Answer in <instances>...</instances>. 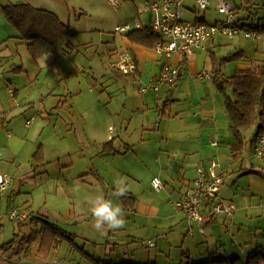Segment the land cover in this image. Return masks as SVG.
Returning <instances> with one entry per match:
<instances>
[{
	"label": "rangeland",
	"instance_id": "374dc122",
	"mask_svg": "<svg viewBox=\"0 0 264 264\" xmlns=\"http://www.w3.org/2000/svg\"><path fill=\"white\" fill-rule=\"evenodd\" d=\"M228 1L237 7L235 18L238 22L250 28L264 25V0ZM187 2L190 6L195 4V0ZM10 4H30L56 14L71 28L72 34L75 35L72 42L77 46L75 52L71 54L46 56L41 58L40 62L31 57L24 43L11 38L15 37V34L7 37L0 48L2 84L9 86L12 83L13 86H17L19 74H13V63L28 73L22 74V79L29 85L36 83L34 76L42 71L44 76L39 78L41 81L47 80L54 69L65 71L64 75L62 71L61 82L66 88L67 103L57 113L51 115L52 111L49 112L51 123L43 136L45 145L42 147V153L48 163L43 166L46 173L39 179L42 185L38 181L35 184L29 181L30 186L27 189L33 193L35 200V215L30 216L56 224L66 234L57 239L52 249L41 244L35 245L38 243L36 241L33 244V252L28 253L30 261L36 264H94L98 261L110 264H187L188 256L194 261L199 253L205 255L208 250L211 251L206 260L221 259L225 257L226 250L231 257L236 251L238 255L234 256L244 260L256 250V246L264 248V194L253 185L251 176L242 175L240 168L230 170L228 175L224 174L226 188L224 195H221L223 199L234 202L238 219L233 220L235 214L225 223L220 220L219 225L215 227V235L211 230H207V238L203 237L196 226L192 231H188L190 223L185 228L182 221L171 226L172 218L176 221L184 217L176 212L173 205L163 207L157 218L149 220H138L131 212L124 211L126 223L122 229L108 231L106 235L95 231L91 227L92 217L88 200L102 193L105 198L111 199L115 205L123 209L120 199L112 193L114 181L125 176L114 170V175H110L107 182L89 175L84 179L90 181L93 187L84 185L79 178V172L90 169L93 164L100 165V158L93 155L96 154V142L94 140L91 142L94 146L93 154H90V141H87L81 130L75 129L77 124L84 120L87 123L106 121V109L111 105L106 89L107 80L112 75L109 65L119 56L118 52L114 54L115 51L113 53L112 51L117 48L121 50L123 41V36L116 34V28L132 23L138 17L137 6L143 4L140 0L122 1L121 6L115 8L106 0H0V13L3 6ZM217 7L216 3H212L210 10L198 8L194 12L192 9L194 13H187L186 19L190 22L198 19L215 24L223 19ZM140 19L144 24H148L150 16L143 15ZM243 40L251 41L246 38ZM215 41L221 47H212L211 50H218L216 53L220 58L227 57L233 52L232 49L235 47L233 41L236 39L218 37ZM8 66L11 67L5 70ZM229 74L233 76L235 71L232 73L229 71ZM38 100L36 97L35 105H38ZM91 105L92 112H88L85 117V112L90 111ZM32 107L29 104L27 111L36 114ZM26 117L31 118L29 115ZM110 126L114 127L113 124ZM254 134V130H248L245 134L248 147L243 171L253 164V170L264 173V166L252 155ZM100 138L105 139L106 135L103 134ZM133 159L134 156H129L126 160L130 169H133ZM71 162L74 165L62 169V166L70 165ZM146 176L144 178H147ZM125 182L130 183L127 178ZM24 203L27 204L16 201L19 206L26 205ZM7 213L0 212V247L10 242L15 234L23 237L34 229L31 227V218L26 225L18 226L8 218ZM184 221L188 224L186 220ZM182 224L184 226H181ZM179 225L181 231L178 230ZM215 240L218 242L221 240L224 245L218 244L216 248ZM22 259L23 257L6 258L0 255V264H23Z\"/></svg>",
	"mask_w": 264,
	"mask_h": 264
},
{
	"label": "crops",
	"instance_id": "0c3cea01",
	"mask_svg": "<svg viewBox=\"0 0 264 264\" xmlns=\"http://www.w3.org/2000/svg\"><path fill=\"white\" fill-rule=\"evenodd\" d=\"M188 6L191 7V11L194 9L195 12V4ZM187 13L190 14L186 11V15ZM261 33L262 38L258 41L244 42L242 35L235 37L236 41H233L235 47L228 56L242 52L246 59L228 63L227 66L225 65L226 67L221 66L222 59L226 57L220 58L216 53L218 50H211L212 47H221L215 41L218 37L205 47L196 50L189 57L173 55L170 59H166L159 56L154 48L133 44L123 36L122 48L121 50L117 48V51L113 50L114 54L117 52L119 54L130 53L136 59L138 73L124 75L109 67L112 70V77L108 78L106 89H108V99L112 109H106V121L87 123L84 120L77 124L75 131L81 130L87 141H90V154H93L94 145H91V142L94 140L97 148L96 154L93 155H98L100 158V165L93 164L90 169L87 168L88 170L79 172L81 182L86 186L93 187L90 181L84 179L85 176L92 175L99 181L108 182L110 175H114V170L123 174L132 184L128 183L127 186L128 195L135 199L134 209H126L121 198L119 199L123 210L127 213L131 212L138 220L155 219L163 207L174 206V203L184 197L195 181L197 169L208 167L212 159L219 162L226 173L225 175H228L234 168H240L242 175L251 176L253 185L264 194V173L253 170V164L243 171L248 145L242 158L232 157L230 146L235 143V137L230 129L231 124L224 95L218 91L215 82L217 71H221L228 78L232 75L229 74V71L231 73L247 71L264 61V31ZM14 34L15 37L11 38L21 42L19 33L0 13V48L6 41L5 39ZM1 60L0 56V63H2ZM114 61L112 60V62ZM166 64H171L181 70V77L176 87L171 91L163 88L160 93L153 91L142 93L141 87L155 80ZM9 67L11 66L6 67L5 70ZM62 71L54 69L47 80L41 81L39 78L44 76L42 71L34 76L36 83L30 84V86L22 79V74L28 73L13 63V74H19L16 81L17 86H13L12 83L8 86L0 82V153L2 154L0 173L9 174L14 178L13 185L0 202V212L17 211L25 214L27 217L25 221H13V223L24 226L31 218V227H34L29 235L20 237L15 234L10 242L3 244L4 246L14 243L12 247L21 249L19 254L11 256L9 254L11 250L3 251L1 248L3 246H1L0 255L2 257L4 255L6 258L18 257L19 259L23 257V264H36L28 259V253L33 252L32 248L35 243L34 241L31 244L29 240L35 231L41 229L42 223L39 220L43 218L30 216L31 214L35 215V200L32 196L33 193L27 188L30 186L29 181L34 184L38 181L42 185V181L39 179L43 177V173H46L43 166L48 163L46 156L42 153V147L45 145L43 142L44 133L51 123L49 112L52 111L51 115H53L64 108L67 103L66 88L62 86L61 82L65 71H63V75ZM31 81L33 82V80ZM36 97L39 98L38 105L34 103ZM169 103L172 115L161 119L158 110ZM29 104L33 106L32 111L35 110L36 114L27 111ZM92 109L93 105L89 107L90 111L85 112V117L88 112H92ZM25 113L31 118H27ZM3 115L6 117L5 120L2 118ZM111 124L114 127L110 126ZM103 134L106 135L105 139L100 138ZM214 142L218 143L217 147L213 146ZM254 145L255 143L252 145L253 157H255ZM129 156H134L133 169H130L126 164ZM260 163L264 166L263 162ZM71 165H74L73 162L70 165L62 166V169L69 168ZM155 178H160L163 183L164 187L160 192L152 186V181ZM234 183L236 184V182ZM225 188L224 183L219 197L226 202L234 203L232 200L228 201L221 197L222 194L224 195ZM16 201L27 202V204L19 206ZM229 218L226 216L208 217L206 234L202 235L198 232L206 238L207 230H211L215 235V227L219 225L220 220L225 223ZM183 219L186 220L185 217L176 221L172 218L171 226L177 225L175 222L182 221L185 226L183 224L181 226L186 228V225L189 226V222L186 220L188 222L186 224ZM237 219L238 213L233 217L234 221ZM181 226H178L180 231L182 230ZM215 241L216 248H218V244L224 245L221 240L220 242ZM40 244V240H38L35 245L39 246ZM259 247L256 246V250ZM210 251L208 250L205 255L202 252L199 253L194 261L191 260V256H188L187 264L208 262L209 260L206 258L210 255ZM224 252L225 257L221 259L239 258L234 256L238 255L236 251L232 255L233 257L227 254V250ZM217 253L219 254V252Z\"/></svg>",
	"mask_w": 264,
	"mask_h": 264
},
{
	"label": "built area",
	"instance_id": "2783aa9c",
	"mask_svg": "<svg viewBox=\"0 0 264 264\" xmlns=\"http://www.w3.org/2000/svg\"><path fill=\"white\" fill-rule=\"evenodd\" d=\"M115 8H119L123 0H106ZM143 6L138 7V17L132 23H127L116 28V34L126 36L127 34L140 30L144 27L140 16L149 15L150 30L159 37V42L154 49L159 56L170 59L173 55L183 58L194 54L198 49L205 47L209 42L217 37L234 39L242 35L249 40L258 41L262 38V33L256 27H248L238 22L236 16V5L228 0H195V12L200 10H210L212 3L218 5L217 10L223 16L221 21L215 24H208L196 19L190 22L186 19V11H191L187 5L188 0H140ZM137 4V3H136ZM109 67L124 75L135 74L138 71L136 59L127 52L120 53L118 58ZM181 77V70L171 64L162 67L160 74L155 80L141 87V92L153 91L160 93L163 88L173 90ZM13 96V92L11 91ZM5 120V115L2 116ZM112 131V129H111ZM217 147L218 143L214 142ZM257 160L264 163V137L257 139L254 148ZM2 154L0 153V160ZM224 174L222 167L216 159L209 162L208 167H199L197 177L184 197L174 203L176 212L183 215L190 223V231L196 226L202 234H206V222L208 217L226 216L232 217L236 212V207L232 202H226L219 197L224 185ZM14 183V178L9 174L0 173V202L7 191ZM153 188L160 192L163 183L158 178L152 181ZM11 221L23 222L26 215L11 211L8 213ZM95 264H110L97 262Z\"/></svg>",
	"mask_w": 264,
	"mask_h": 264
},
{
	"label": "trees",
	"instance_id": "16d2710c",
	"mask_svg": "<svg viewBox=\"0 0 264 264\" xmlns=\"http://www.w3.org/2000/svg\"><path fill=\"white\" fill-rule=\"evenodd\" d=\"M1 12L7 22L20 34L19 40L26 45L35 61L46 56L57 57L75 52L77 46L72 42L75 35L72 34L69 25L62 22L56 14L35 8L30 4L7 5L2 7ZM256 29L263 32L264 25H259ZM125 37L131 43L147 48H154L159 42V37L148 25ZM242 59H246L242 52L231 54L222 59L221 66ZM215 82L218 91L224 95L230 129L235 137V143L230 146L232 157L239 159L243 157L248 145L245 136L248 130L255 131L252 141V145L255 143L254 148L257 139L264 137V61L247 71H238L228 78L221 71H217ZM158 114L161 119L171 117V104H165L158 110ZM121 201L126 209H134L133 197L129 195L121 197ZM39 221L42 223L41 229L34 232L29 242L32 244L40 240L41 246L51 249L57 239L66 233L44 219ZM13 244L9 243L1 248L7 252L11 250L9 253L11 256L19 254L21 249L12 247ZM201 264H264V248L259 247L246 260L212 259Z\"/></svg>",
	"mask_w": 264,
	"mask_h": 264
},
{
	"label": "clouds",
	"instance_id": "9594fccd",
	"mask_svg": "<svg viewBox=\"0 0 264 264\" xmlns=\"http://www.w3.org/2000/svg\"><path fill=\"white\" fill-rule=\"evenodd\" d=\"M128 191L125 178L114 181L113 196L126 197ZM88 205L92 217L91 227L100 234L106 235L108 231H116L125 226L124 210L111 199L105 198L102 193L90 198Z\"/></svg>",
	"mask_w": 264,
	"mask_h": 264
}]
</instances>
